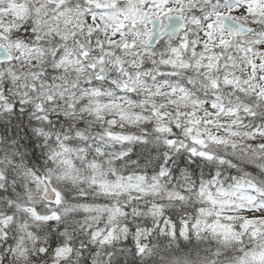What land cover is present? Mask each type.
Returning a JSON list of instances; mask_svg holds the SVG:
<instances>
[{"label": "snow or ice", "instance_id": "1", "mask_svg": "<svg viewBox=\"0 0 264 264\" xmlns=\"http://www.w3.org/2000/svg\"><path fill=\"white\" fill-rule=\"evenodd\" d=\"M0 264H264V0H0Z\"/></svg>", "mask_w": 264, "mask_h": 264}]
</instances>
